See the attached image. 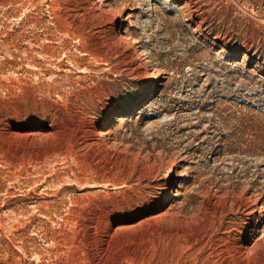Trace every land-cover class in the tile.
<instances>
[{
    "label": "rangeland",
    "instance_id": "374dc122",
    "mask_svg": "<svg viewBox=\"0 0 264 264\" xmlns=\"http://www.w3.org/2000/svg\"><path fill=\"white\" fill-rule=\"evenodd\" d=\"M0 264H264V0H0Z\"/></svg>",
    "mask_w": 264,
    "mask_h": 264
},
{
    "label": "bare ground",
    "instance_id": "6f19581e",
    "mask_svg": "<svg viewBox=\"0 0 264 264\" xmlns=\"http://www.w3.org/2000/svg\"><path fill=\"white\" fill-rule=\"evenodd\" d=\"M251 216H253V214H251ZM258 223H259V222L257 221V222H256V226L258 225ZM246 246H247V245H246ZM246 248H247V247H246ZM247 250H248V249H247Z\"/></svg>",
    "mask_w": 264,
    "mask_h": 264
}]
</instances>
